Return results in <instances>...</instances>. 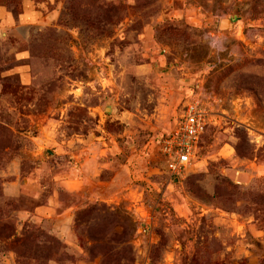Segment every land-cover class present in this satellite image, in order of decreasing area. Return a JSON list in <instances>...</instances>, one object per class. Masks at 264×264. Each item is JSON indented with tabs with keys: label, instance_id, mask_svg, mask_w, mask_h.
<instances>
[{
	"label": "rangeland",
	"instance_id": "374dc122",
	"mask_svg": "<svg viewBox=\"0 0 264 264\" xmlns=\"http://www.w3.org/2000/svg\"><path fill=\"white\" fill-rule=\"evenodd\" d=\"M32 1L49 23L0 17V264H264V0ZM197 97L218 116L173 176ZM64 181L95 193L78 248L18 219Z\"/></svg>",
	"mask_w": 264,
	"mask_h": 264
},
{
	"label": "crops",
	"instance_id": "0c3cea01",
	"mask_svg": "<svg viewBox=\"0 0 264 264\" xmlns=\"http://www.w3.org/2000/svg\"><path fill=\"white\" fill-rule=\"evenodd\" d=\"M41 5H36L32 0H25L23 5V12L14 17V15L8 11L0 12L3 24L6 27L16 25L18 27L30 26L36 24L49 23L52 19L51 15L47 12L44 13ZM53 16V15H52ZM24 59V56H21ZM27 83V81H26ZM78 181V180H76ZM76 181H64L63 185L67 187L69 193L78 201L74 203L72 207L62 209L61 201L58 198L57 190L52 195H48L43 203L36 207L32 213L20 212L18 213L19 222L31 219L38 227L51 231V233L59 236L64 242L73 248H78V238L75 234V218L78 210L88 206L89 202L93 200L95 193L92 188H86L85 191L80 189H71L69 184ZM12 185H19V182L11 183ZM13 187V186H11ZM51 223V227L47 226V223Z\"/></svg>",
	"mask_w": 264,
	"mask_h": 264
},
{
	"label": "built area",
	"instance_id": "2783aa9c",
	"mask_svg": "<svg viewBox=\"0 0 264 264\" xmlns=\"http://www.w3.org/2000/svg\"><path fill=\"white\" fill-rule=\"evenodd\" d=\"M202 99L197 97L189 103L175 130L161 143L160 151L168 159L167 168L173 176H181L192 165L204 134L216 122L215 104L206 105L209 101Z\"/></svg>",
	"mask_w": 264,
	"mask_h": 264
},
{
	"label": "water",
	"instance_id": "95a60500",
	"mask_svg": "<svg viewBox=\"0 0 264 264\" xmlns=\"http://www.w3.org/2000/svg\"><path fill=\"white\" fill-rule=\"evenodd\" d=\"M237 26V23L234 22L233 20L231 19H222L221 22H220V25H219V30H223L225 28H230L232 27L233 29ZM53 153L52 152H49V155H52ZM178 181V180H176Z\"/></svg>",
	"mask_w": 264,
	"mask_h": 264
}]
</instances>
